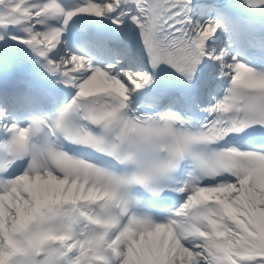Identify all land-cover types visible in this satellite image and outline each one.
Masks as SVG:
<instances>
[{
	"label": "snow or ice",
	"instance_id": "1",
	"mask_svg": "<svg viewBox=\"0 0 264 264\" xmlns=\"http://www.w3.org/2000/svg\"><path fill=\"white\" fill-rule=\"evenodd\" d=\"M0 264H264V0H0Z\"/></svg>",
	"mask_w": 264,
	"mask_h": 264
}]
</instances>
